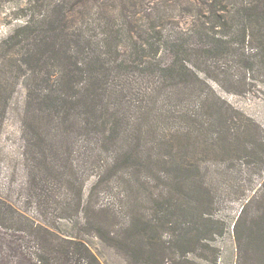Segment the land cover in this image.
Instances as JSON below:
<instances>
[{
  "label": "trees",
  "instance_id": "trees-1",
  "mask_svg": "<svg viewBox=\"0 0 264 264\" xmlns=\"http://www.w3.org/2000/svg\"><path fill=\"white\" fill-rule=\"evenodd\" d=\"M18 10L0 43V130L21 81L24 203L0 195V264H183L188 249L216 263L228 192L210 159L243 148L264 163V138L255 148L254 122L215 87L250 86L264 69V0H28ZM242 203L236 244H254L264 264V182Z\"/></svg>",
  "mask_w": 264,
  "mask_h": 264
},
{
  "label": "rangeland",
  "instance_id": "rangeland-1",
  "mask_svg": "<svg viewBox=\"0 0 264 264\" xmlns=\"http://www.w3.org/2000/svg\"><path fill=\"white\" fill-rule=\"evenodd\" d=\"M25 4H28V0H0V43L19 25L21 14L18 7ZM215 89L228 104L254 122L256 128L252 127V130L256 133L254 140L256 148L257 138L259 136L264 138V69L256 72V77L250 86L232 91L218 87ZM23 102L24 86L20 81L14 87L9 108L0 130V195L16 202L18 207H22L24 203L20 192L24 180L18 161L21 151L20 114ZM251 142L253 140H250L249 137L244 139V144L249 145ZM238 150L235 151V155L229 154L233 157L232 159L228 158L229 160L226 158L224 160L217 159L214 156L211 157L213 159H210L211 164L225 167L223 185L226 186L228 192L225 195L224 203L216 213V219L222 224V231L214 241L217 249L216 255L219 257L218 261L209 263L197 256L198 254L205 256V252L191 250V253L188 249L187 261H184L183 264H263L260 261L261 258L256 255V246L250 243V245L245 244L239 247L233 234V226L243 204V194H249V190H256L264 182V163L257 162L256 157L252 158L249 151L243 148ZM27 212L29 216L36 215L33 207L27 208ZM246 225H244V229ZM243 231L242 236L245 239L246 231ZM161 239L167 243L170 241V234L164 231ZM88 241L101 258L113 255L94 240L89 238ZM175 251L180 254L176 246ZM116 257L118 260L107 261L108 264H121L123 257L120 255Z\"/></svg>",
  "mask_w": 264,
  "mask_h": 264
}]
</instances>
